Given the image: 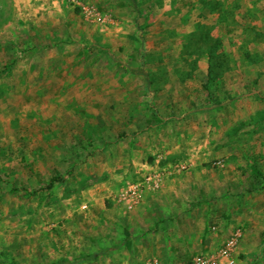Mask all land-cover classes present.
<instances>
[{
	"label": "rangeland",
	"instance_id": "1",
	"mask_svg": "<svg viewBox=\"0 0 264 264\" xmlns=\"http://www.w3.org/2000/svg\"><path fill=\"white\" fill-rule=\"evenodd\" d=\"M237 227L264 264V0H0V264H192Z\"/></svg>",
	"mask_w": 264,
	"mask_h": 264
},
{
	"label": "built area",
	"instance_id": "2",
	"mask_svg": "<svg viewBox=\"0 0 264 264\" xmlns=\"http://www.w3.org/2000/svg\"><path fill=\"white\" fill-rule=\"evenodd\" d=\"M161 159L160 156H157L153 166H149L141 178L127 182L117 191L116 200L118 203L127 209H133L143 201L147 193L155 192L162 187L168 172L160 168ZM184 167L183 164H178L173 169L181 171ZM212 229L214 230L215 227ZM241 237L242 229L240 227L234 228L217 251L200 254L192 260V264H235L236 248ZM148 264H157V262L152 260Z\"/></svg>",
	"mask_w": 264,
	"mask_h": 264
},
{
	"label": "trees",
	"instance_id": "3",
	"mask_svg": "<svg viewBox=\"0 0 264 264\" xmlns=\"http://www.w3.org/2000/svg\"><path fill=\"white\" fill-rule=\"evenodd\" d=\"M130 71L134 74L144 75L142 63L137 68L130 69Z\"/></svg>",
	"mask_w": 264,
	"mask_h": 264
},
{
	"label": "crops",
	"instance_id": "4",
	"mask_svg": "<svg viewBox=\"0 0 264 264\" xmlns=\"http://www.w3.org/2000/svg\"><path fill=\"white\" fill-rule=\"evenodd\" d=\"M141 203H142V202H141ZM141 203H140V204H141ZM140 204H139V205H140ZM123 207H124V206H123ZM137 207H138V205H137ZM124 208H126V207H124ZM135 208H136V207H135ZM126 209H127V208H126Z\"/></svg>",
	"mask_w": 264,
	"mask_h": 264
}]
</instances>
